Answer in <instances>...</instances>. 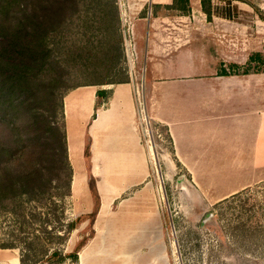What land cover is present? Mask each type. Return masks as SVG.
Returning a JSON list of instances; mask_svg holds the SVG:
<instances>
[{
  "label": "rangeland",
  "instance_id": "374dc122",
  "mask_svg": "<svg viewBox=\"0 0 264 264\" xmlns=\"http://www.w3.org/2000/svg\"><path fill=\"white\" fill-rule=\"evenodd\" d=\"M245 1L254 9L264 13V10L257 7L264 4V0ZM117 3L124 36V53L127 56L123 66L125 75L119 79L125 81L129 79L130 84L134 83L137 123L147 152L149 176L142 186L127 192L114 206H109L110 212L102 214L98 223L102 204L96 186L94 191L90 187L92 182L95 184V178L83 170V162L89 157L86 151L85 153L83 151L89 146V141L85 140L84 146L80 148V139L70 137V142L68 139V130H75L72 129L74 127L72 122L70 126L67 123L64 98L78 86L86 83L85 79L76 77L75 72H72L71 78H67L60 84L56 83L53 87L58 114L55 123L67 134L68 158L72 172L71 194H66L64 185L59 188L53 184L49 194L44 197L30 199L25 196L0 211V264H21V259L26 264H48L47 257L55 253L67 256L63 264H81V261H84L83 248L96 237V230L100 226L107 231L121 227L131 232L141 225L137 202L125 200L133 197L138 190L146 186L160 215L155 219L154 226L163 227L164 239L162 238L160 244L152 245L149 249H124L130 264H264V133L253 134V138L252 136L250 138V133H230L229 124L224 125L228 133H210L208 135V138L212 139L210 149L215 156L213 164L215 167L219 164L215 171L223 175L227 173L228 178L225 179V183L218 181L215 185V178L219 180L220 176L214 178L211 171V180H213L211 191L196 184L191 171L178 160L168 128L148 116L145 101L147 75L141 63L138 62L137 51L133 45V25L125 15L128 8L127 0H117ZM184 7L181 6V10ZM253 16L260 18V13L255 10V14L249 17ZM238 17L247 18L243 14ZM250 38L254 40L252 43L256 42L255 37ZM47 42L50 48L52 47L53 54L57 57L61 56L60 47L57 45L60 38L50 36ZM261 43L264 49V41ZM243 45V41H238L237 48ZM254 55L256 54L251 55L247 60L241 59L240 63L229 67V76L264 72V52L259 57L252 58ZM40 76H44V73ZM114 88L112 85H105L96 86L94 89L97 93L103 90L111 93ZM103 100V102L107 101V99ZM70 109L69 118L72 116ZM232 117L231 121L224 120L221 123L227 122L233 126L235 124L234 127L239 129L241 122H237L239 119ZM86 126V122H81L77 128L79 134H82V139L86 136V133H82L85 132ZM181 134L184 141L192 142L191 139H193V142L198 144L191 143L194 147L196 146L195 153L205 152L206 146L208 150L210 142L204 145L209 140L205 138L206 133ZM10 138L9 128L6 123L1 122L0 140L8 141ZM244 138H248V145L250 139L253 140V160L250 166L247 164V169L235 172L241 167L242 160L249 163L246 152L248 148H242ZM178 142L180 147H184L181 139ZM185 147L192 150L191 146ZM233 148L237 150L242 148V152L246 150L245 157L235 158ZM152 150L153 152H150ZM91 163L92 161L88 162L89 169ZM134 165L135 163L132 162L112 160L98 163L100 178L111 180L110 184L107 183L109 189L107 198L111 196L113 190L128 184L136 177L139 171ZM201 172L207 173L208 170L204 168ZM65 181L66 178L63 176V183ZM245 184L249 185L242 189L241 187ZM227 189L226 192L235 189L238 191L230 195L222 192ZM93 213H95L94 217L91 216ZM79 219L81 220L77 229L66 235L65 227ZM65 235L67 240H62ZM133 236L134 234L124 235L127 238ZM4 247L14 249H2ZM102 250L104 254L107 244L103 243ZM75 252H77V262L68 257ZM144 253H148L145 259L142 257ZM101 259L107 262L104 256ZM91 261L100 263V260L94 258Z\"/></svg>",
  "mask_w": 264,
  "mask_h": 264
},
{
  "label": "crops",
  "instance_id": "0c3cea01",
  "mask_svg": "<svg viewBox=\"0 0 264 264\" xmlns=\"http://www.w3.org/2000/svg\"><path fill=\"white\" fill-rule=\"evenodd\" d=\"M127 5L125 15L133 25L136 56L147 75L145 101L148 116L168 128L178 160L191 171L196 184L211 191V171L214 178L220 176L219 180L215 178V185L218 181L225 183L228 174L215 171L219 164L216 167L213 164L215 156L211 152L212 139L208 135L228 133L225 124H229L230 133H250V138H253V134L264 133V72L220 75L222 70L229 72V67L237 65L241 59L263 54L264 20L258 16L249 17L255 14V9L245 0H213L211 19L203 11L201 0H127ZM181 6L185 7L181 10ZM257 7L264 10V4ZM240 14L247 18L238 17ZM250 37H255L256 42L252 43L254 40ZM238 41L244 43L239 49ZM112 86L115 88L109 99L99 106L94 86L75 89L64 98L67 123L70 126L72 122L75 127H71L75 131L68 130L69 142L70 137L80 139L82 148L85 140L89 141V157L83 162V170L95 178L102 204L98 223L102 214L110 212L109 206H114L127 192L142 186L149 176L147 152L137 123L134 83ZM231 117L239 119V129L234 127V123V126L221 123L231 121ZM81 122L87 123L85 132H82L86 133L83 139L77 130ZM181 133H206L205 138L209 140L204 145L210 142L209 151L206 146L205 152L195 153L196 146L191 144L193 139L192 142L184 141ZM180 139L184 147H180ZM252 141L250 139L248 145V138H244L242 148H248L247 151L233 148L235 158L245 157V151L249 157V163L242 160L241 167L235 172H242L251 164ZM185 146H191L192 150ZM69 150L71 153V145ZM108 160L135 163L134 167L139 171L134 181L113 190L109 198L107 183L110 184L111 180L100 178L97 168L98 163ZM89 161H92L90 169ZM204 168L208 170L207 173L201 172ZM148 191L147 186L143 187L125 200L137 202L141 225L131 232L121 227L107 231L100 226L96 230V237L84 246V261L81 264H130L124 249H149L161 243L164 231L162 226H154L155 219L160 215ZM226 191L228 189L222 192ZM237 191L235 189L225 194ZM125 234L134 236L127 238ZM103 243L107 244L104 254ZM103 256L107 262L102 261ZM146 256L148 253L142 254L144 259ZM92 258L100 260V263H94Z\"/></svg>",
  "mask_w": 264,
  "mask_h": 264
},
{
  "label": "trees",
  "instance_id": "16d2710c",
  "mask_svg": "<svg viewBox=\"0 0 264 264\" xmlns=\"http://www.w3.org/2000/svg\"><path fill=\"white\" fill-rule=\"evenodd\" d=\"M212 1L201 0L208 19ZM255 10L264 20V13ZM50 36L60 38L61 56L53 54ZM126 57L117 0H0V123L11 132L8 141L0 140V211L25 196L44 197L53 184L71 194L67 134L55 123L53 87L72 72L86 80L76 89L129 83L119 79ZM109 95L100 91L98 106ZM90 187L94 191V182ZM80 220L65 227L66 235ZM76 254L68 257L77 262ZM66 257L55 253L47 262L63 264ZM21 264H26L23 259Z\"/></svg>",
  "mask_w": 264,
  "mask_h": 264
},
{
  "label": "bare ground",
  "instance_id": "6f19581e",
  "mask_svg": "<svg viewBox=\"0 0 264 264\" xmlns=\"http://www.w3.org/2000/svg\"><path fill=\"white\" fill-rule=\"evenodd\" d=\"M150 152H153V150H152V151H150Z\"/></svg>",
  "mask_w": 264,
  "mask_h": 264
}]
</instances>
